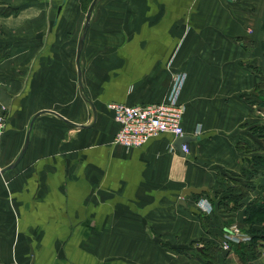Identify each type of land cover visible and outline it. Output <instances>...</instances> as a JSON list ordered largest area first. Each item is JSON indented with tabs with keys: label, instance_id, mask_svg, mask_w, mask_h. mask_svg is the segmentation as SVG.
Wrapping results in <instances>:
<instances>
[{
	"label": "crops",
	"instance_id": "obj_1",
	"mask_svg": "<svg viewBox=\"0 0 264 264\" xmlns=\"http://www.w3.org/2000/svg\"><path fill=\"white\" fill-rule=\"evenodd\" d=\"M81 1L0 0V264H198L175 248L219 239L215 214L230 233L242 207L216 208L204 231L192 202L264 183V135L250 131L264 108L247 97L263 77L250 65L264 62V0H97L76 63ZM176 75L189 156L168 131L111 140L106 102L157 101ZM190 185L207 192L183 204ZM256 247L250 263L264 264V239ZM233 255L218 252L217 264Z\"/></svg>",
	"mask_w": 264,
	"mask_h": 264
},
{
	"label": "built area",
	"instance_id": "obj_2",
	"mask_svg": "<svg viewBox=\"0 0 264 264\" xmlns=\"http://www.w3.org/2000/svg\"><path fill=\"white\" fill-rule=\"evenodd\" d=\"M180 85L181 75H176L167 94L157 101L134 102L132 104L123 101L106 102L105 106L112 112V118L117 124L111 140L121 146L130 147L144 142L150 135L164 131L170 132L175 137L184 134L183 103L177 96ZM3 127L4 116L0 112V137ZM180 148L183 152L188 153L187 142H182ZM229 228L230 233L220 240L222 248H227L229 241L247 240V236L240 235L244 233H239L234 225Z\"/></svg>",
	"mask_w": 264,
	"mask_h": 264
},
{
	"label": "trees",
	"instance_id": "obj_3",
	"mask_svg": "<svg viewBox=\"0 0 264 264\" xmlns=\"http://www.w3.org/2000/svg\"><path fill=\"white\" fill-rule=\"evenodd\" d=\"M5 11L9 12L11 11V8H8ZM261 29L264 33V18L261 20ZM260 48L264 56V37L260 42ZM256 93H257L256 96L259 97V101L257 102L258 106L264 108V100L262 99L263 96L261 93H259V89L257 90ZM263 127H264V122L263 124L255 123L252 126L253 131L258 129H263ZM256 135L263 136L264 131L263 133L258 132ZM258 156L253 155L252 157H250L251 162L255 163V161L263 159ZM252 172L253 170H250L247 173L250 174ZM249 186L251 188L253 187L252 184L249 185L245 183V188H248ZM258 187H259V191H258L259 193L256 196L247 199V201H245L244 198L242 199V201H240L243 196H246L247 189H240L239 187H236L234 185L227 188L228 190H224L225 194H223V196L221 195V197L215 199L219 209L227 210V208L234 209L237 208V206L242 207V215L238 221L246 223L247 226L249 225V227L246 228V231L251 235V237L248 241H239L236 243H232L233 246L232 250L243 264H251L250 263L251 260H253V258L258 256L260 251L256 247L257 241L259 239H264V183L263 184L260 183ZM229 202L231 203L230 205L228 204ZM198 214L205 219V216L209 217V214L211 213L210 212L209 214L203 213L204 214L203 215L202 213L198 212ZM175 250L177 252L184 253L186 255L189 254L191 257H194L192 253H190L186 249V247H182V248L176 247ZM220 251L221 250L219 249L217 244L210 242L209 246L207 245L205 247L202 246V248H199L198 253H200V255H197L194 258L200 261L201 264H217L216 256Z\"/></svg>",
	"mask_w": 264,
	"mask_h": 264
},
{
	"label": "rangeland",
	"instance_id": "obj_4",
	"mask_svg": "<svg viewBox=\"0 0 264 264\" xmlns=\"http://www.w3.org/2000/svg\"><path fill=\"white\" fill-rule=\"evenodd\" d=\"M89 2H90V0H87V1H85V0H82L81 1V5H82V8H81V11H82V13L83 14H85V11H86V8H87V6H88V4H89ZM93 8V7H92ZM91 11V10H90ZM90 14V13H89ZM91 15V14H90ZM85 17V16H84ZM260 29H261V25H260ZM261 31H262V29H261ZM262 33H263V31H262ZM263 37H264V33H263ZM263 39V38H262ZM261 39V40H262ZM261 40H260V42H261ZM260 42H259V49L258 50H260V53H261V55H262V57H263V60L262 61H264V56H263V54H262V50H261V48H260ZM2 55V53L0 52V56ZM250 66H252V69H253V71H254V73H256L257 74V77L260 79V77H259V74H261V73H263V77H261V79L260 80H258V82H256V83H254L253 85L254 86H252L253 87V90L255 91V93L257 92V90L259 89V93H261L262 94V96H263V100H264V62H263V65H261V66H259L258 68L255 66V65H250ZM257 89V90H256ZM247 93V92H246ZM257 94V93H256ZM247 97L249 98V100H252V99H255L257 96H255V94H253L252 95V93H247ZM258 98V100L256 101V102H258L259 101V97H257ZM260 109V108H259ZM257 123V122H256ZM260 123V122H259ZM259 123H257V124H259ZM262 124H263V122H262ZM250 131L252 132V133H255V134H257L258 132L259 133H263V131H264V127H263V129H258V130H255V131H253V128L250 126ZM246 174H249V173H246L245 172V175ZM234 183V182H233ZM245 183H247V184H249V185H251L249 182H244V183H237V185H235V184H232V183H230V184H228V186L226 187V188H229L230 186H236V187H239L240 189H247V194H246V196L244 197L245 198V201H247V199H249V198H251V197H253V196H256L259 192V187H258V185H255L254 184V186L251 188L250 186L248 187V188H245ZM261 184H263V183H261ZM251 189H254V195H252V196H247L248 195V193H249V191H251ZM214 197H213V199H212V204H211V202L209 201V200H207L206 198H204V199H202V200H196L195 202H192V204H196L195 206H193L192 204V206H191V209L192 210H194V212H196V216H197V219H198V221L202 224V228L204 229V231H205V224H206V221H208L209 222V218H210V216L209 217H205V219L204 218H202L201 217V215H199L198 214V212L199 213H204V214H209V212L210 213H213L215 210H216V208L218 209V210H220L219 208H218V206H217V203H216V198H219V197H221V195L220 194H218V191H216V193H214V195H213ZM201 208V209H200ZM203 208V209H202ZM205 210V211H204ZM208 216V215H207ZM213 217V222H214V225L215 226H213V227H215L216 229H217V231H216V233L215 234H219L220 235V237H218L219 239H217V238H215V239H210V240H207L206 238H204V237H201V238H199V239H196V241H193V242H191V243H189V245H185V246H183V247H186V249L190 252V253H192V255L194 256V257H196L197 255H200V253H198V249L199 248H202V246H209L210 245V242H212V243H215V244H217L218 245V247H219V249H221V251L223 250V251H225V250H228V251H232V253H234V251L232 250V243H236V242H234V241H229V246L227 247V248H222L221 246H220V244H221V242H220V240L221 239H224L225 238V235L224 236H222L223 234H224V231L221 229V227L219 226V224H221L222 222H221V220L218 218V216H216V214L215 215H213L212 216ZM185 220H183V221H181V223L182 224H184L183 222H184ZM232 224L238 229V231H239V233H244V234H240V235H246L247 236V240H239V241H248L249 239H250V237H251V235H249V233L246 231V228H248L249 227V225L247 226V224L246 223H243V222H240V221H238V222H232ZM227 226V225H229V222L226 220V221H224L222 224H221V226ZM230 226H231V224H230ZM157 238L156 237V235H154V232L152 233V238ZM166 238H167V241H168V243L169 244H171V245H176V243H179V240H177L176 238H174V237H172L171 235H167V236H165ZM164 239V238H163ZM201 241V243H200V241ZM258 242V241H257ZM201 244V245H200ZM199 248H198V247ZM175 246H173V248H174ZM258 255H260V252H259V254ZM188 257H190V258H193V259H195L194 257H191L189 254L187 255ZM229 259V258H228ZM196 261H197V259H196ZM230 261H234V262H236L237 264H243L241 261H240V259H238V257L236 256V254L234 253V255H233V257H232V259L230 260ZM199 263L198 264H201L200 263V261H198ZM169 264H176L174 261H170L169 260Z\"/></svg>",
	"mask_w": 264,
	"mask_h": 264
},
{
	"label": "water",
	"instance_id": "obj_5",
	"mask_svg": "<svg viewBox=\"0 0 264 264\" xmlns=\"http://www.w3.org/2000/svg\"><path fill=\"white\" fill-rule=\"evenodd\" d=\"M97 0H90V2H89V4H88V6H87V8H86V11H85V18H84V21H83V24H82V26H81V28H82V30H81V33L79 34V36H78V38H77V45H76V50H75V60H76V63L78 62V55H79V52H80V48H81V46H82V38H83V36H84V34H85V32H86V27H87V25H88V21H89V17H90V10L92 9V7H93V5H94V3L96 2ZM59 9V8H58ZM77 71H78V67H77ZM78 73H79V71H78ZM77 84L79 85V87H81V85H80V81H79V74H77ZM252 91H254V90H252ZM88 100V99H87ZM88 102L90 103V105H91V112L93 113V118H92V123H93V120H94V118H95V116H96V113H95V110H94V107H93V105L91 104V101L90 100H88ZM257 107L258 108H260V109H262L263 107H260V106H258L257 105ZM36 115L35 114H33V116L31 117V119H30V122H29V125H30V123H31V121L34 119V117H35ZM57 116L64 122H66L67 124H70V125H72V126H83L81 123H79V124H77V123H75V122H73V121H71V120H69V119H67L66 117H62L60 114H57ZM176 138V142H175V147H176V149L178 150V152H181V154H183V155H185L186 157H188L189 156V154L188 153H185V152H183L182 150H181V148H180V144L182 143V142H187V140H189L190 138H189V136L188 135H185V134H182V135H178L177 137H175ZM26 145H27V134L25 135V137H24V140H23V145H22V147H21V149L19 150V152L17 153V155H16V157H15V159L9 164V165H7L5 168H7V167H9V166H11V165H13V164H15L19 159H20V157H21V155L23 154V151H24V149L26 148ZM3 169H4V167H2V168H0V172L1 171H3ZM201 192H207V188H206V186H204V185H200V186H183V187H181V189H180V192H179V195H180V198H179V202L181 201L183 204H185V202H184V200H183V196L184 195H194V194H199V193H201ZM198 247V246H197ZM199 248V247H198Z\"/></svg>",
	"mask_w": 264,
	"mask_h": 264
}]
</instances>
